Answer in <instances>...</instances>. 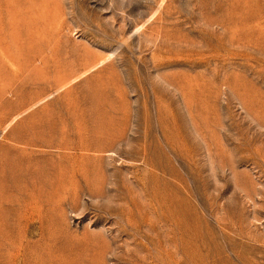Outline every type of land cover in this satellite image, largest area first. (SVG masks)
<instances>
[{"label": "rangeland", "instance_id": "374dc122", "mask_svg": "<svg viewBox=\"0 0 264 264\" xmlns=\"http://www.w3.org/2000/svg\"><path fill=\"white\" fill-rule=\"evenodd\" d=\"M0 264H264V0H0Z\"/></svg>", "mask_w": 264, "mask_h": 264}]
</instances>
